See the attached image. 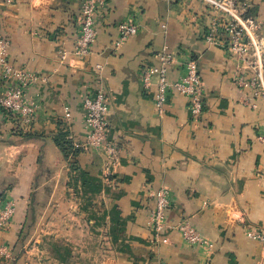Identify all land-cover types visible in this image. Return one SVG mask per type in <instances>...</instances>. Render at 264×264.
Returning <instances> with one entry per match:
<instances>
[{
  "label": "crops",
  "instance_id": "crops-1",
  "mask_svg": "<svg viewBox=\"0 0 264 264\" xmlns=\"http://www.w3.org/2000/svg\"><path fill=\"white\" fill-rule=\"evenodd\" d=\"M244 1L264 36V0ZM82 5L83 0H0L10 61L37 76L28 91L36 101L30 128L37 138L11 135L20 122L0 108V194H10L16 205L10 229L0 234L16 235L22 208L35 204L41 186L52 183L46 204H60L58 190H69L71 205H85L101 231L111 222L110 264H264L262 243L247 235L249 228L264 230V144L258 138L264 99L244 101L250 90L236 85L240 64L224 36L214 44L205 41L212 11L201 0H108L98 13L90 54L79 57ZM126 19L135 20L139 32L116 47ZM165 47L177 60L172 80L186 58L197 60L204 90L198 117L175 91L160 116L156 84L149 90L143 85L144 69L158 63ZM6 88L0 80V96ZM99 88L110 102L108 139L118 146L119 161L109 165L106 152L91 148L72 167L56 139L66 138L71 146L72 140H86L82 97ZM73 173L80 179H72ZM162 187L173 198L168 223L189 220L206 238L204 245L188 244L175 228L156 240L149 219L153 192ZM75 189L81 196L73 199Z\"/></svg>",
  "mask_w": 264,
  "mask_h": 264
},
{
  "label": "built area",
  "instance_id": "built-area-1",
  "mask_svg": "<svg viewBox=\"0 0 264 264\" xmlns=\"http://www.w3.org/2000/svg\"><path fill=\"white\" fill-rule=\"evenodd\" d=\"M212 11L211 21L205 33V41L214 44L225 37V45L231 56L237 59L240 66L235 76L236 85L245 91L250 90L244 101L250 103L253 96L264 99V36L261 34L259 21L247 13L244 0H201ZM108 0H83L79 17L77 45L75 55L90 54L94 40L98 35L97 16ZM120 33L116 47L135 36L139 25L133 19L123 20L119 24ZM10 41L3 36L0 26V80L7 85L0 96V108L9 112L26 130L33 122L36 101L28 95L31 84L37 76L30 70L14 66L9 58ZM158 63L143 71V85L149 90L156 84L154 106L157 113H165V105L173 91L184 95L189 102L193 117L202 114L204 108L203 80L197 60L189 57L182 62V71L175 80L169 76L170 69L176 64L175 54L164 48L158 54ZM84 110L83 121L87 131L85 145L96 150H103L108 156V164L119 161V149L116 143L108 139L110 102L103 88L94 92L88 91L82 97ZM65 117L71 118V111L65 107ZM259 140L264 144V132H260ZM155 204L150 212V224L156 240L169 229H177L183 239L190 245L202 246L207 240L198 229L187 219L176 225L168 223L167 212L172 206L173 198L170 189L159 188L153 192ZM16 205L6 200L0 207V230L7 228L15 214ZM244 221V215L240 216ZM247 235L262 243L264 258V230L249 228ZM0 247L2 254L8 252L7 247ZM264 260V259H263Z\"/></svg>",
  "mask_w": 264,
  "mask_h": 264
},
{
  "label": "rangeland",
  "instance_id": "rangeland-1",
  "mask_svg": "<svg viewBox=\"0 0 264 264\" xmlns=\"http://www.w3.org/2000/svg\"><path fill=\"white\" fill-rule=\"evenodd\" d=\"M10 132L11 135L18 134L14 132V128L10 129ZM71 143L72 146L68 147L64 160L72 167L79 166V153L91 148L85 145V140H72ZM94 150L99 153L96 149ZM60 161L64 164L63 158ZM72 179L79 180L80 177L73 173ZM76 192L77 189L73 199L81 196L80 192L77 194ZM51 193L53 194L52 183L41 186L33 206L36 210L29 209V204L22 208L23 216L20 223L14 226L16 235L13 231L10 233L13 236L10 235L7 238H3L0 234V238L1 236L3 238L0 240V247L4 245L3 247L8 248L5 254L0 251V264H11L13 260L15 264H110L107 259L111 257L114 250L113 238L109 233L113 230L109 227L111 222L102 227L104 231H101L97 222H90L85 205L80 201L78 204L71 205L69 190H58L57 200L59 197L62 198L60 204H53V199L45 203L46 198L52 196ZM2 195L3 193L0 194V207L10 196L8 193L6 197ZM11 225L12 222L0 232L10 229ZM21 228L23 233L18 239ZM17 239L18 242H16Z\"/></svg>",
  "mask_w": 264,
  "mask_h": 264
},
{
  "label": "trees",
  "instance_id": "trees-1",
  "mask_svg": "<svg viewBox=\"0 0 264 264\" xmlns=\"http://www.w3.org/2000/svg\"><path fill=\"white\" fill-rule=\"evenodd\" d=\"M9 116H11V115H9ZM24 129H25L24 126L21 123L20 124L18 123V126H15V128H14V132L22 135L25 138V140H30V139H33V138H37V136L32 132L31 128H29L27 131H24ZM56 143L65 152L64 154H66V156H67V150L69 149L68 147L71 146L70 142L68 140H66V138H64L63 140L62 139L61 140L60 139H58V140L56 139ZM33 198H34V195H33ZM33 206H34V204H31V206L29 205V209L31 208V209H35L36 210V207L33 208ZM22 233H23V228H21L19 233H18V236H17L18 239L20 238ZM18 239H17L16 242H18ZM11 264H15V261L14 260L11 261Z\"/></svg>",
  "mask_w": 264,
  "mask_h": 264
}]
</instances>
